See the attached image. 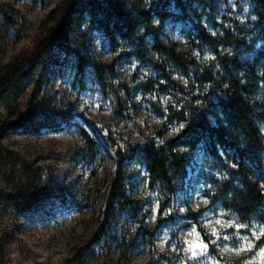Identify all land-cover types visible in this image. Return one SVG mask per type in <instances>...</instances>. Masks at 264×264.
I'll list each match as a JSON object with an SVG mask.
<instances>
[{"label":"rangeland","instance_id":"rangeland-1","mask_svg":"<svg viewBox=\"0 0 264 264\" xmlns=\"http://www.w3.org/2000/svg\"><path fill=\"white\" fill-rule=\"evenodd\" d=\"M60 1L0 0V73L33 50L51 25L48 14ZM179 1L183 7L168 0V15L161 24L154 19L161 42L220 72L213 51L195 39L194 27L200 24L217 38L229 30L239 44H222L220 50L237 58L236 74L244 83L251 79V96L264 114V66L256 56L260 42L250 4ZM129 2L151 14L161 8L158 0ZM88 42L91 56L112 65L117 82L129 89L121 97L120 115H115L110 97L93 83L87 82L84 90L74 87L72 70L61 63L22 81L10 109L0 106V143L6 154L0 169V202L27 181L38 198L22 213H9L0 206V264H264V256L257 254L264 244L259 226L237 228L242 224L236 215L212 203L217 202L211 195L223 170L209 165L201 153L187 157L182 188L169 199L149 185L143 167L127 159L123 171L136 211L134 216L116 218V228L129 251L124 255L115 244L94 247L116 170L113 151L103 135L111 133L115 147L125 149L174 138L181 125L168 111L173 104L171 89L152 62L113 51L95 33ZM158 61L155 55L154 63ZM164 65L176 83L189 86L185 74L170 63ZM259 127L264 131L263 122ZM81 131L97 144L98 156L91 161L82 158ZM195 212L199 216L193 221ZM248 241L254 247L249 248ZM201 245H207L206 250ZM239 247L245 250L236 251Z\"/></svg>","mask_w":264,"mask_h":264},{"label":"trees","instance_id":"trees-1","mask_svg":"<svg viewBox=\"0 0 264 264\" xmlns=\"http://www.w3.org/2000/svg\"><path fill=\"white\" fill-rule=\"evenodd\" d=\"M161 8L153 14L129 0H61L48 18L51 25L39 38L33 50L20 60L12 62L0 73V106L10 109L19 93V84L35 74L41 76L50 66L62 64L72 70V84L84 90L91 82L110 97L115 115L123 108L122 95L129 89L117 82L112 65L96 61L90 53L88 38L97 34L113 51H126L138 62H152L171 89L172 103L168 111L181 125L179 134L160 143L145 141L140 145L115 147L111 133L103 141L114 154L116 170L105 200L103 221L93 237V245L102 248L115 244L126 255L129 245L118 236L116 218L134 216L136 204L127 193L128 177L123 164L128 159L143 167L149 185L166 198L182 188L186 176L187 157L201 153L209 165L223 170V178L215 183L211 198L213 204L236 215L242 225L264 226V114L252 98L251 79L244 83L236 74L235 56L223 54L220 45L239 44L229 30L220 38L209 34L200 24L194 27V37L200 46L210 48L221 67L203 65L175 45H164L160 29L168 15V0H158ZM176 3L183 7L179 0ZM250 4L255 17L254 26L260 42L257 58L264 66V0H243ZM150 43H149V41ZM159 58L154 63V56ZM166 63L176 67L188 79L187 88L176 83L165 68ZM195 84L198 89H195ZM174 105L175 108H172ZM159 135V134H158ZM84 143L82 158L91 161L98 156L97 144L81 131ZM6 154L0 143V169ZM29 181L16 186L2 198L0 206L9 213H22L38 202ZM199 212L191 213L197 220ZM204 242L210 240L199 230Z\"/></svg>","mask_w":264,"mask_h":264},{"label":"snow or ice","instance_id":"snow-or-ice-1","mask_svg":"<svg viewBox=\"0 0 264 264\" xmlns=\"http://www.w3.org/2000/svg\"><path fill=\"white\" fill-rule=\"evenodd\" d=\"M197 55H198V53H197ZM205 59H207V57H205ZM215 223L220 224L221 221H220L219 219H217V220L215 221ZM240 227H247V226H246V225H237V228H240ZM213 234H216V233H215V230L213 231ZM253 235L256 236V233H253ZM259 235H260V236H264V226H261V227H260ZM256 238L259 239V236H256ZM245 239H246V238H245ZM201 247H202L203 249L206 250L207 245H201ZM248 247H249V248L254 247V245L252 244L251 241H248ZM189 250H192V249H191V246L189 247ZM235 250H236V251H243V250H245V249H244L243 247H239V248H237V249H235ZM257 254H258V255H262V256H264V244H261V245L259 246V251H258ZM195 255H196V253L193 251V256H195Z\"/></svg>","mask_w":264,"mask_h":264}]
</instances>
